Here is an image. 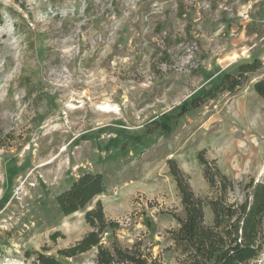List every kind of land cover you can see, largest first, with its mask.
Wrapping results in <instances>:
<instances>
[{
	"label": "rangeland",
	"instance_id": "obj_1",
	"mask_svg": "<svg viewBox=\"0 0 264 264\" xmlns=\"http://www.w3.org/2000/svg\"><path fill=\"white\" fill-rule=\"evenodd\" d=\"M0 16V264H35L28 251L95 263L96 248L59 254L91 230L56 202L87 172L106 183L87 210L101 201L118 224L102 246L140 243L163 264L186 217L170 160L208 226L210 200L240 205L264 184V0H0Z\"/></svg>",
	"mask_w": 264,
	"mask_h": 264
},
{
	"label": "trees",
	"instance_id": "obj_2",
	"mask_svg": "<svg viewBox=\"0 0 264 264\" xmlns=\"http://www.w3.org/2000/svg\"><path fill=\"white\" fill-rule=\"evenodd\" d=\"M261 68L262 63L258 60L239 66L237 76H232L227 85L229 93L234 94L241 89L249 81V76ZM253 89L264 101V77L254 83ZM198 102L199 99L193 101V107ZM202 155L203 153L199 159L204 161ZM169 164L186 213L181 227L171 232L174 249L181 255L175 264H256L264 244V184H252L251 200L240 205H227L223 197L210 200L214 222L212 226H208L205 224V200L193 191L189 178L178 169L176 162L170 160ZM205 176L211 184L215 183L207 169ZM220 179L225 190L227 178L220 175ZM105 193L104 176L87 172L56 197L63 216L85 211V221L91 228L74 246L60 250L59 254L64 258H75L96 248L94 264H163L152 253L142 250L140 243L132 248L114 245L111 250L102 246L104 233L109 229H116L118 224L106 217L101 201H97L90 210L87 207ZM26 255L28 258L35 255V264H62L56 257L44 253L28 251Z\"/></svg>",
	"mask_w": 264,
	"mask_h": 264
}]
</instances>
